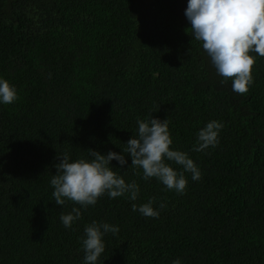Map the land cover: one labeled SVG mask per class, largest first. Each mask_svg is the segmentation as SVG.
Listing matches in <instances>:
<instances>
[{
  "label": "trees",
  "instance_id": "trees-1",
  "mask_svg": "<svg viewBox=\"0 0 264 264\" xmlns=\"http://www.w3.org/2000/svg\"><path fill=\"white\" fill-rule=\"evenodd\" d=\"M146 1L0 0V77L19 95L0 105V264H83L92 221L120 228L100 264H264V57L252 53L254 83L237 94L192 40L187 0ZM150 113L201 180L185 173L180 195L128 158L137 201L104 196L65 228L79 206L55 205L57 157L122 153ZM211 120L224 124L219 146L192 151ZM153 198L166 202L159 218L132 211Z\"/></svg>",
  "mask_w": 264,
  "mask_h": 264
},
{
  "label": "clouds",
  "instance_id": "clouds-1",
  "mask_svg": "<svg viewBox=\"0 0 264 264\" xmlns=\"http://www.w3.org/2000/svg\"><path fill=\"white\" fill-rule=\"evenodd\" d=\"M184 15L191 25L192 40L202 45L216 74L222 78L221 83L231 80L233 92L247 94L254 83L252 71L256 57L252 53L264 57V0H187ZM18 99L17 88L0 77V105H10ZM136 124L135 135L124 144L122 153L101 154L89 149L88 158L73 161L68 153L57 157L60 162L54 165L56 175L50 181L55 205L63 207L71 202L79 206L60 215L65 228L71 229L82 219V210L96 206L104 196L137 201L139 185L135 181L126 182L120 171L128 165V158L130 168L142 170L145 181L155 179L166 190L180 195L188 186L185 173L190 174L193 181L201 180L202 173L189 153L173 147L168 119L161 121L150 113L144 119H137ZM223 128L222 122L209 121L197 132L192 151L217 148ZM113 161L119 168H113ZM173 164L180 170L174 169ZM156 204L154 198L142 205L133 203L132 211L147 218H159L166 202L154 206ZM119 231L118 225L108 222L92 221L86 225L80 238L83 264H100L106 251L105 237L116 236ZM172 264H182V261L178 258Z\"/></svg>",
  "mask_w": 264,
  "mask_h": 264
},
{
  "label": "rangeland",
  "instance_id": "rangeland-1",
  "mask_svg": "<svg viewBox=\"0 0 264 264\" xmlns=\"http://www.w3.org/2000/svg\"><path fill=\"white\" fill-rule=\"evenodd\" d=\"M141 1H143V3H145V5H147V3H148V1L145 2V0H141Z\"/></svg>",
  "mask_w": 264,
  "mask_h": 264
}]
</instances>
